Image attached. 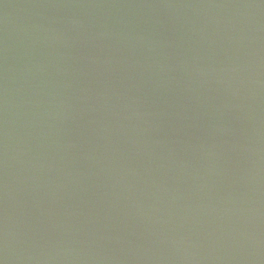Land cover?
<instances>
[{"label":"water","instance_id":"1","mask_svg":"<svg viewBox=\"0 0 264 264\" xmlns=\"http://www.w3.org/2000/svg\"><path fill=\"white\" fill-rule=\"evenodd\" d=\"M0 264H264V0H0Z\"/></svg>","mask_w":264,"mask_h":264}]
</instances>
